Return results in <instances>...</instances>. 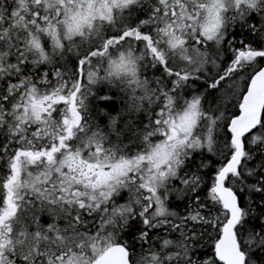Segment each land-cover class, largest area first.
Instances as JSON below:
<instances>
[{
  "label": "snow or ice",
  "instance_id": "snow-or-ice-1",
  "mask_svg": "<svg viewBox=\"0 0 264 264\" xmlns=\"http://www.w3.org/2000/svg\"><path fill=\"white\" fill-rule=\"evenodd\" d=\"M0 264H264V0H0Z\"/></svg>",
  "mask_w": 264,
  "mask_h": 264
}]
</instances>
